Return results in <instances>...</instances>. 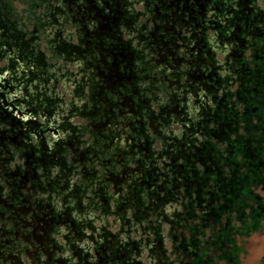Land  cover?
<instances>
[{"label": "flooded vegetation", "instance_id": "flooded-vegetation-1", "mask_svg": "<svg viewBox=\"0 0 264 264\" xmlns=\"http://www.w3.org/2000/svg\"><path fill=\"white\" fill-rule=\"evenodd\" d=\"M31 2L0 0V264H241L264 0Z\"/></svg>", "mask_w": 264, "mask_h": 264}, {"label": "rangeland", "instance_id": "rangeland-1", "mask_svg": "<svg viewBox=\"0 0 264 264\" xmlns=\"http://www.w3.org/2000/svg\"><path fill=\"white\" fill-rule=\"evenodd\" d=\"M31 5L32 8L30 7V15H31V19L34 16H37L40 13V8L34 6L35 4L39 5V0H31ZM16 5L19 8L24 7L22 4H20L19 2L16 3ZM26 5V3H25ZM49 5V4H48ZM47 11H50V6L47 7ZM49 14V13H48ZM43 45V41L40 44V46ZM59 59L56 58V56H53L49 59V61H53L55 63L58 62ZM61 84V83H59ZM71 90V88H70ZM259 193L263 195V202H264V190L259 188L258 189ZM246 254L243 255V260L241 262V264H262L263 260H264V218L262 221V227L260 229V231H256L254 233L251 234V242L249 245H246Z\"/></svg>", "mask_w": 264, "mask_h": 264}, {"label": "trees", "instance_id": "trees-1", "mask_svg": "<svg viewBox=\"0 0 264 264\" xmlns=\"http://www.w3.org/2000/svg\"><path fill=\"white\" fill-rule=\"evenodd\" d=\"M261 149L264 148H262V146L258 147L257 150H255V154L262 155L264 151H261ZM255 162L256 167H251V186L254 187H251V233L259 230L260 220L264 213V203L261 195L256 191H252L254 189L258 190L261 186H264V163L259 166V158H256Z\"/></svg>", "mask_w": 264, "mask_h": 264}, {"label": "water", "instance_id": "water-1", "mask_svg": "<svg viewBox=\"0 0 264 264\" xmlns=\"http://www.w3.org/2000/svg\"><path fill=\"white\" fill-rule=\"evenodd\" d=\"M262 264H264V260H263Z\"/></svg>", "mask_w": 264, "mask_h": 264}]
</instances>
